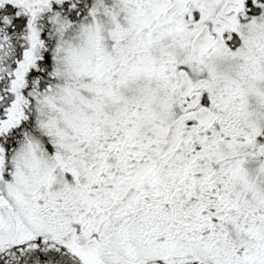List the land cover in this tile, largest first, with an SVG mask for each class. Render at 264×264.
Segmentation results:
<instances>
[{"label":"snow or ice","instance_id":"6c2138e0","mask_svg":"<svg viewBox=\"0 0 264 264\" xmlns=\"http://www.w3.org/2000/svg\"><path fill=\"white\" fill-rule=\"evenodd\" d=\"M0 264H264V0H0Z\"/></svg>","mask_w":264,"mask_h":264}]
</instances>
